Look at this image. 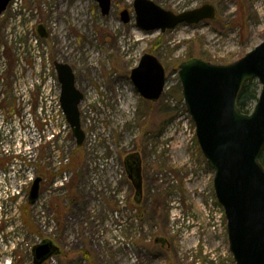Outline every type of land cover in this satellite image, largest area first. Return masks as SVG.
Segmentation results:
<instances>
[{
    "label": "rangeland",
    "instance_id": "rangeland-1",
    "mask_svg": "<svg viewBox=\"0 0 264 264\" xmlns=\"http://www.w3.org/2000/svg\"><path fill=\"white\" fill-rule=\"evenodd\" d=\"M153 1L174 13L212 4L217 14L165 32L137 26L134 0H114L106 16L96 0H12L0 17V124L11 125L0 142L20 152L40 135L35 160L21 164L43 177L34 204L31 183L17 205H4L0 264H34L33 247L46 238L60 252L43 264H89L87 257L94 264H236L178 67L193 57L232 63L261 44L264 0ZM125 8L129 23L121 20ZM146 52L166 69L163 96L153 103L131 80ZM56 61L71 65L85 95L82 146L71 131L62 144L48 140L40 97L48 85L53 95L61 93ZM257 100L247 101L249 113ZM131 155L140 163V193L125 164ZM11 160L0 151L1 168ZM3 189L0 180V195Z\"/></svg>",
    "mask_w": 264,
    "mask_h": 264
},
{
    "label": "water",
    "instance_id": "water-1",
    "mask_svg": "<svg viewBox=\"0 0 264 264\" xmlns=\"http://www.w3.org/2000/svg\"><path fill=\"white\" fill-rule=\"evenodd\" d=\"M11 1L0 0V17ZM96 1L101 13L109 15L114 0ZM133 7L137 26L146 32H165L180 24L196 25L213 20L217 14L212 4L180 13L167 10L153 0H134ZM121 20L131 21L128 9L121 11ZM37 32L41 37L47 35L43 25H38ZM55 68L61 83L64 113L78 146H82L86 133L80 104L85 95L77 87L71 65L56 61ZM178 71L201 151L215 172L214 188L225 209L230 250L236 264H264V165L260 160L264 151V39L232 63L193 57L181 62ZM252 79L260 83V95L254 110L244 113L238 96L243 85ZM131 80L143 99L158 102L165 90L166 69L157 55L146 52L131 71ZM134 156L127 157L125 164L140 193V163L137 155ZM42 181L38 177L33 183L30 204L39 199ZM33 250L34 264H43L60 252L49 238Z\"/></svg>",
    "mask_w": 264,
    "mask_h": 264
},
{
    "label": "built area",
    "instance_id": "built-area-1",
    "mask_svg": "<svg viewBox=\"0 0 264 264\" xmlns=\"http://www.w3.org/2000/svg\"><path fill=\"white\" fill-rule=\"evenodd\" d=\"M50 87V85L44 86V92L40 97L39 109L41 111V114H43L44 116L43 121L45 122L46 127L50 130L51 133L48 140L54 141L56 139L62 144L66 141L71 128L69 123L67 122L61 105L60 94L53 95L52 89ZM26 113L30 118L31 128L36 129L35 121L33 120L31 113V105L28 106ZM15 120L16 115H13L10 118V122H12V125L17 124ZM4 123L5 120H3L0 124V132H4L5 130L8 131L11 129L10 123ZM38 141H42L40 135L39 138L37 137L36 139V144H30L32 145V147H28L27 144L23 150L14 153H10V151L6 148L4 144L5 141L0 142V151L2 152V156L12 157L11 162L7 163V167L5 169L0 167V180L1 184L4 185V193L0 195V224L2 221L1 219L4 205H17L19 199L22 197L21 192L23 186L29 185L35 177L34 169L32 167H29L28 165L22 166L21 161L22 159H25L24 161L25 163H27L35 160V151L40 145ZM19 144H21V142H19ZM19 148L21 149L22 147L20 146Z\"/></svg>",
    "mask_w": 264,
    "mask_h": 264
},
{
    "label": "trees",
    "instance_id": "trees-1",
    "mask_svg": "<svg viewBox=\"0 0 264 264\" xmlns=\"http://www.w3.org/2000/svg\"><path fill=\"white\" fill-rule=\"evenodd\" d=\"M259 93H260V86L257 80L255 79L249 80L243 85L239 93V96H238V104L244 113H249V110L247 109V101L257 100ZM147 102H150V101H147ZM150 103H153V102H150ZM260 160L262 164L264 165V151L261 155ZM87 260L89 264H94V262L91 260L90 257H87Z\"/></svg>",
    "mask_w": 264,
    "mask_h": 264
},
{
    "label": "bare ground",
    "instance_id": "bare-ground-1",
    "mask_svg": "<svg viewBox=\"0 0 264 264\" xmlns=\"http://www.w3.org/2000/svg\"><path fill=\"white\" fill-rule=\"evenodd\" d=\"M22 126V125H21ZM1 263V262H0Z\"/></svg>",
    "mask_w": 264,
    "mask_h": 264
}]
</instances>
